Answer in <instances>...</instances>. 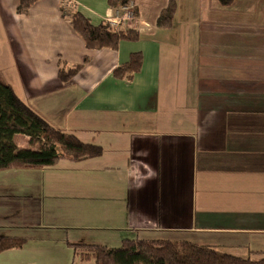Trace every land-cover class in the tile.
I'll return each mask as SVG.
<instances>
[{"label": "crops", "instance_id": "0c3cea01", "mask_svg": "<svg viewBox=\"0 0 264 264\" xmlns=\"http://www.w3.org/2000/svg\"><path fill=\"white\" fill-rule=\"evenodd\" d=\"M137 42L89 51L60 8L103 24L107 0H0V75L38 116L98 158L0 172V264H66L69 245L189 242L238 258L264 252V0H132ZM142 55L132 78L113 71ZM84 59L87 62L83 64ZM83 65L68 84L58 62ZM28 138L13 137L18 150Z\"/></svg>", "mask_w": 264, "mask_h": 264}, {"label": "trees", "instance_id": "16d2710c", "mask_svg": "<svg viewBox=\"0 0 264 264\" xmlns=\"http://www.w3.org/2000/svg\"><path fill=\"white\" fill-rule=\"evenodd\" d=\"M42 0H17L16 13L27 15L30 8ZM131 0H107L109 8H118ZM222 7H229L235 0H217ZM175 0H168L160 13L156 27L168 29L176 12ZM63 19L68 20L72 31L89 51H116L121 42H137L139 32L120 30L113 32L104 24L93 26L78 11L60 8ZM136 12V11H135ZM137 15V12H136ZM87 62L84 59L83 64ZM83 65L69 66L58 62V79L64 85L80 72ZM142 67V55L132 54L126 64L114 69L115 79L132 78ZM27 137L30 149L18 150L13 137ZM102 155L100 147L85 144L77 137L52 127L31 110L0 75V172L8 170H42L60 162L79 163ZM24 238H0V254L21 249ZM74 258L81 264H264V252L258 259H243L220 254L216 250L189 242L123 240L118 248L94 245H69Z\"/></svg>", "mask_w": 264, "mask_h": 264}, {"label": "built area", "instance_id": "2783aa9c", "mask_svg": "<svg viewBox=\"0 0 264 264\" xmlns=\"http://www.w3.org/2000/svg\"><path fill=\"white\" fill-rule=\"evenodd\" d=\"M136 22L134 3L129 1L118 8H110L103 20V24L113 32L129 30Z\"/></svg>", "mask_w": 264, "mask_h": 264}, {"label": "rangeland", "instance_id": "374dc122", "mask_svg": "<svg viewBox=\"0 0 264 264\" xmlns=\"http://www.w3.org/2000/svg\"><path fill=\"white\" fill-rule=\"evenodd\" d=\"M119 246H120V245H119ZM119 246H118V247H119ZM118 247H116V248H118ZM66 264H81V263L79 262L78 259L74 258V255H73V252H72V256H70V257L67 259Z\"/></svg>", "mask_w": 264, "mask_h": 264}]
</instances>
